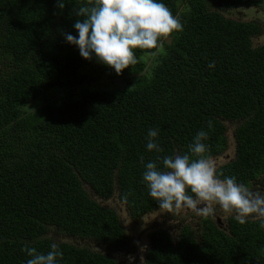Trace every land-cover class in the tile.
Returning <instances> with one entry per match:
<instances>
[{
    "label": "trees",
    "instance_id": "16d2710c",
    "mask_svg": "<svg viewBox=\"0 0 264 264\" xmlns=\"http://www.w3.org/2000/svg\"><path fill=\"white\" fill-rule=\"evenodd\" d=\"M162 2L183 30L155 57L145 55L155 49H135L137 64L117 75L64 40L76 34V9L88 0L63 8L58 0H0V264H25V243L45 253L56 243L59 264H118L90 247L126 250L130 242L119 214L97 198L115 194L123 221H143L159 205L142 182L140 157L186 153L200 129L211 158L234 148L217 167L221 178L250 186L263 173L264 46L252 45L261 28L222 13L263 0ZM107 76L127 80L128 89L88 86ZM149 128L160 130L163 152L146 150ZM259 224L230 217L220 229L204 218L199 233L177 224L173 235L152 227L143 264H264Z\"/></svg>",
    "mask_w": 264,
    "mask_h": 264
},
{
    "label": "clouds",
    "instance_id": "9594fccd",
    "mask_svg": "<svg viewBox=\"0 0 264 264\" xmlns=\"http://www.w3.org/2000/svg\"><path fill=\"white\" fill-rule=\"evenodd\" d=\"M64 2L58 0L57 6L63 8ZM75 14L79 17L73 23L76 34L64 33V40L78 49L79 56L85 61L94 60L117 75L137 64L135 49H155L145 53L155 57L170 34L183 30L181 20L162 0H88L76 9ZM214 65L213 61L208 67ZM207 127H212L210 121ZM159 131L149 128L145 138L147 151L163 152ZM208 135L207 130L200 129L189 144L188 152L183 154L164 155L146 163L140 157L144 168L142 182L148 195L159 205L154 211L171 212V223L166 225L173 228L171 235L177 224L185 223L175 213L178 210H191L197 215L211 217L219 208L240 224L257 218L259 227L264 229V190L237 182L234 176L221 178L207 155L205 141ZM120 203L125 209L124 203ZM21 250L28 257L25 264H59V258L63 256L56 243H51L46 253L27 243Z\"/></svg>",
    "mask_w": 264,
    "mask_h": 264
},
{
    "label": "rangeland",
    "instance_id": "374dc122",
    "mask_svg": "<svg viewBox=\"0 0 264 264\" xmlns=\"http://www.w3.org/2000/svg\"><path fill=\"white\" fill-rule=\"evenodd\" d=\"M263 8H264V0H263ZM223 13H225V15L227 16L228 14V18H233L234 20L238 19V21H256L258 20V24L260 25V34L256 35L253 38V42L256 46H263L264 44V18L260 13V10H255V9H249V10H239V12L233 10H229V11H224ZM264 13V10H263ZM253 45V46H255ZM139 76V75H138ZM128 78H132L133 76L129 75L127 76ZM123 80L122 78H112L110 76L104 77L99 81H96V85L91 84L88 85L90 88H96L94 86H98L97 89H102V90H115V89H120V88H127L129 87V82L127 80L121 81ZM103 81H107L106 83H104ZM127 83V84H126ZM229 125V124H228ZM229 130L227 132V135H232V129L234 128L233 126H229ZM228 138H230V136H228ZM232 141V140H229ZM231 143V142H230ZM227 155H230V157L232 156V152H231V148L229 147L228 151L226 153H224L222 155V157H220L219 159H217L218 163H223V159L224 157ZM97 200L99 202L102 203L103 206L106 207H110L112 209H114L120 216V220L122 221V225L125 228V230L127 231V235L129 236V248L126 250H115L112 248H108L105 245H99V244H94L91 243L90 247L94 248V249H98V250H103V248L105 250H107L114 259L117 260L118 264H143L144 262V256H143V252L144 249L147 247L148 245V237H147V232L149 231V229L146 231V228H142L140 224H136V223H129L127 221V218L125 217L126 221L122 220L121 214L119 212L118 209L121 210V213H124V208L123 205L118 202L116 199L113 198H109L107 200H99L97 198ZM215 214H219L218 211H216ZM200 216V215H199ZM198 216V217H199ZM178 217H180V219L182 217H184L183 214H179ZM152 223L153 219H149L148 221L146 219H144V223ZM159 223H163L165 225H169L171 223L170 219L166 218V219H162L160 220ZM157 222H153L151 224V227L153 228H160L162 227V224H159ZM193 221L188 219L187 222L185 223H181L183 225H189L190 227L193 228ZM179 224V225H181ZM174 227V226H173ZM173 228H170V226L167 227V231L169 232L170 230H172ZM130 231L136 233L133 234V238L131 239V235H130ZM58 241H65V242H73L72 239L68 236H65L63 234L58 235Z\"/></svg>",
    "mask_w": 264,
    "mask_h": 264
},
{
    "label": "flooded vegetation",
    "instance_id": "af4514ba",
    "mask_svg": "<svg viewBox=\"0 0 264 264\" xmlns=\"http://www.w3.org/2000/svg\"><path fill=\"white\" fill-rule=\"evenodd\" d=\"M263 4V3H262ZM260 5V6H246V7H240V8H234V9H226V10H222V13L224 12V11H229V10H231V11H233V10H235V11H237V12H239V10H249V9H255V10H260V13H261V15L263 16V18H264V13H263V10H264V8H263V5ZM224 15H225V13H223ZM227 17H229L228 16V14H227ZM233 19V18H232ZM236 20H238V19H236ZM258 20L259 19H257L255 22L254 21H248V22H253V23H257L258 22ZM260 21V20H259ZM260 33H258L257 35H259ZM256 36V35H255ZM254 36V37H255ZM253 37V38H254ZM252 45H255L254 44V42H253V39H252ZM256 46V45H255ZM263 46H264V44H263ZM232 149H234L233 147H231V152H232V156L230 157V155H227L226 154V156L224 157V159H223V163L224 162H229V161H231L232 160V158L234 157V150H232ZM212 160H213V162H214V164H215V166H216V169H218L217 167L219 166V165H221L222 163H218V161H217V157H212L211 158ZM248 187H250V188H253V189H255L256 187H260L262 190H264V171H263V173H261V174H259V177L258 178H256L255 180H254V183H252L250 186H248ZM111 198H113V199H116L117 200V197L114 195V196H112ZM102 204V203H101ZM107 208H110V207H107ZM120 212H121V210L120 209H118ZM217 211L219 212V214L220 215H218V214H214V216H211V217H209V216H203V215H197L195 212H192L191 210H188V211H184V210H178V211H175V213H177L178 215L179 214H183L184 215V217H182L181 219H183L184 221L183 222H187L188 221V219H190V220H192L194 223H193V230L196 232V233H199V232H197L198 231V228H199V226H200V223L203 221V219L204 218H209V219H211V220H215V222H216V224L218 225V227H220L221 229L223 228L224 229V227L226 226V222H227V220L230 218V217H233L232 215H226L225 213H223V211L222 210H220L219 208H217ZM124 215L126 214V212L124 211V213H123ZM170 214H171V212H165V210H162V209H159V210H157V211H154V212H152V213H149V214H147L145 217H143V221H138V222H136V221H131L130 220V218H128L127 217V221L129 222V223H136V224H140L141 225V227L142 228H146V231L149 229V231H151V229H152V227H151V224L153 223V222H157V223H159L160 222V220H162V219H166V218H168V219H170V221H171V218L169 217L170 216ZM199 216V217H198ZM153 219V222L152 223H145L146 225H148V226H145L144 225V219H146L147 221L149 220V219ZM179 220H180V217H179ZM250 221H254V222H259L260 223V220L259 219H257V218H250L249 219ZM159 224H162L163 226H166L165 224H163V223H159ZM192 228V227H191ZM148 231V232H149ZM148 232H147V237H148ZM133 234H136V233H134V232H132V231H130V235H131V239L133 238Z\"/></svg>",
    "mask_w": 264,
    "mask_h": 264
},
{
    "label": "water",
    "instance_id": "95a60500",
    "mask_svg": "<svg viewBox=\"0 0 264 264\" xmlns=\"http://www.w3.org/2000/svg\"><path fill=\"white\" fill-rule=\"evenodd\" d=\"M82 185H83L84 189L88 192L90 197H95L94 192H93L92 188L90 187V185H88L85 181L82 182Z\"/></svg>",
    "mask_w": 264,
    "mask_h": 264
}]
</instances>
